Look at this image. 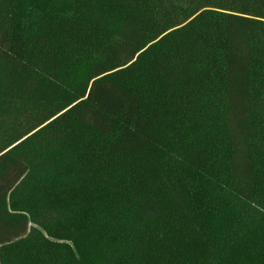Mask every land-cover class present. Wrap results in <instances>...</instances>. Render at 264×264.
Instances as JSON below:
<instances>
[{
    "label": "trees",
    "instance_id": "1",
    "mask_svg": "<svg viewBox=\"0 0 264 264\" xmlns=\"http://www.w3.org/2000/svg\"><path fill=\"white\" fill-rule=\"evenodd\" d=\"M113 2L137 14L94 16L90 85L69 88L65 55L27 74L43 14L17 35L0 0V264H83L44 246L78 215L98 264H234L215 223L264 228V0Z\"/></svg>",
    "mask_w": 264,
    "mask_h": 264
},
{
    "label": "rangeland",
    "instance_id": "2",
    "mask_svg": "<svg viewBox=\"0 0 264 264\" xmlns=\"http://www.w3.org/2000/svg\"><path fill=\"white\" fill-rule=\"evenodd\" d=\"M37 10L44 16V25L40 29L39 42L31 52L25 56L27 74L39 80L44 79L47 73V57L51 54L65 55L68 61V70L65 83L69 88L89 87L88 64L91 55V36L95 26L94 16L102 19L123 20L137 14L132 6L117 5L113 0H13V23L15 33H21L22 21ZM70 27H74L71 34ZM72 29V30H73ZM40 117L52 114V108H40ZM218 150H225L221 140L217 139ZM42 180L51 183L52 187L60 188L63 180L53 174L42 176ZM33 195L31 186H27L17 196L15 207H21ZM89 216H74L69 224L60 223L44 235V246L65 253L64 260L75 261L82 258L83 264H98L99 257L95 251V242L89 239H79L78 232H87L90 227ZM228 228L216 222L214 233L221 245L235 252L234 264H264V228H259L249 238L228 239ZM179 229L174 228L170 238H175ZM79 239L77 240L76 237ZM108 242L107 237L101 239L98 247ZM76 243L81 247L76 251ZM154 245V243H152ZM152 247V246H151ZM96 254V256L94 255ZM28 255H32L28 253ZM228 254L227 258H231ZM63 258V256H60Z\"/></svg>",
    "mask_w": 264,
    "mask_h": 264
}]
</instances>
